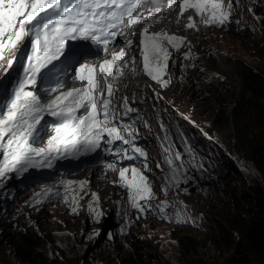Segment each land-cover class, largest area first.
<instances>
[{"label": "rangeland", "instance_id": "1", "mask_svg": "<svg viewBox=\"0 0 264 264\" xmlns=\"http://www.w3.org/2000/svg\"><path fill=\"white\" fill-rule=\"evenodd\" d=\"M262 16L264 19V13ZM262 29L250 30L251 35H244L245 28L241 26L230 31L223 26L204 25L196 31L189 58L182 52L173 57L172 83L161 87L166 96L164 104L154 96L147 101L152 125L157 119H169V122L166 133L159 130L160 135L152 137L150 165L156 179L154 203L157 206L147 217L141 215L138 225L125 229L127 215L117 218L113 212L97 217L88 207L87 199L91 200V196H84V192H80L75 203L64 202L41 209L30 208L33 203L27 202L33 191L21 193L14 202L5 205L9 195L4 193L6 181L10 185L14 180L8 175L0 177V217L8 218L10 214L21 227H31L42 242L45 264H122L127 248L132 246L152 254L155 264H162L164 260L180 264L174 232L176 236L190 234L200 239L195 257L203 264H227L228 258L239 249L251 264H260L247 239L250 211L254 209L250 185L257 170L245 160L243 142L247 137H259L261 131L249 117L234 113L233 108L240 93L236 63L242 60L259 65L260 47L264 42ZM11 77L0 84V92L7 88ZM142 82L134 80L133 91H141ZM175 106L197 118L209 129V135L188 137L182 133L183 124H180L176 137L171 122L182 121ZM214 118L221 121L220 128L213 124ZM143 125L149 127L145 122ZM165 148L173 157L179 152L181 161L176 163H183L178 176L180 186L170 187L166 195L162 189L170 169L165 163L169 154ZM157 163L162 165L163 172L156 167ZM185 178L187 183L183 182ZM185 188L187 193L183 191ZM164 201L169 205L164 209L167 218H162L160 210ZM178 219L184 222L178 223ZM95 233L99 235L88 238ZM0 264L34 263L21 260L0 232Z\"/></svg>", "mask_w": 264, "mask_h": 264}, {"label": "snow or ice", "instance_id": "2", "mask_svg": "<svg viewBox=\"0 0 264 264\" xmlns=\"http://www.w3.org/2000/svg\"><path fill=\"white\" fill-rule=\"evenodd\" d=\"M139 3L140 0H0V70L5 75L10 72L14 60L6 59V56L11 57L25 43L31 49L22 75L13 84L8 103L0 107V177L9 172L23 175L32 168H51L53 161L61 153L73 156L89 154L99 149L102 144L109 154L120 160L141 159L144 171H151L148 168L146 152L134 143L135 130L128 131L131 125H126L122 132L120 122L115 119V111L111 108L114 92L112 83L107 84V95L103 87L109 77L121 75L122 67L127 66V62L121 65L118 61L123 60L127 49L133 44L132 40L127 41L119 53H114L112 59L105 60L99 66L100 79H97L94 67L80 62L79 54L71 53L72 60L78 64L76 75L80 80L87 81V86L83 89L73 88L61 93L48 104L42 103L40 97L30 90L37 84L38 79L44 78L45 73L42 70L52 74L54 61L61 57L68 59L65 46L70 41H89L100 52L106 53L109 45L116 43L121 25L126 22L128 25L139 22V16L133 17ZM172 4L173 0H169L168 7L171 8ZM189 8L195 10L204 25L222 26L230 22L233 0H228L227 4L223 0H182L180 14L183 15ZM188 20L186 27L194 28V18L189 16ZM185 39L166 32L149 34V30L144 29L140 41L144 74L162 87H167L171 82V74L166 71L171 58L169 47L179 51ZM189 56L190 53L185 54L186 59ZM135 59L132 57L133 64ZM61 86L57 84V88ZM97 89L99 94L94 95ZM123 107L124 116L139 111L129 105L127 97L123 99ZM45 115L55 118L56 122L49 126L54 134L49 138L47 148H35L33 145L38 142L37 133ZM117 141L130 145L137 155H129L128 148H121L116 144ZM165 152L169 153L165 157V163L170 169L162 189L166 195L170 187L180 186L181 180L178 176L183 163H176L181 161L179 152L174 157L169 149L165 148ZM156 167L161 172L164 171L161 164L157 163ZM107 168L115 171L116 165L109 163ZM130 168L132 178L129 180L125 174ZM130 168L122 167L119 171L120 179L124 181L122 186L129 189L127 199L132 207L145 213L151 210L148 200L156 194L152 191L153 185L149 176L144 174L141 167L132 165ZM183 182L187 183V178ZM62 183L79 184L83 190L87 182L68 180ZM183 191L187 193L188 190L185 188ZM91 195L98 204V194ZM141 201L144 203L141 204ZM179 203L183 205L182 201ZM167 206V201L160 205L162 218H167L164 212ZM88 207L90 211L93 210L91 203ZM72 211L75 212L76 209L72 208ZM95 214L99 217L103 210ZM177 222L184 221L178 219ZM98 235L99 233H95L88 238L93 239Z\"/></svg>", "mask_w": 264, "mask_h": 264}, {"label": "clouds", "instance_id": "3", "mask_svg": "<svg viewBox=\"0 0 264 264\" xmlns=\"http://www.w3.org/2000/svg\"><path fill=\"white\" fill-rule=\"evenodd\" d=\"M223 2L227 4L228 0H223ZM168 3L169 0H155L152 3V5L158 4L159 6L157 7L162 8L159 16H161L163 20L162 22H160L158 30H156V32L157 33L166 32L169 35H176L179 37L186 38L183 45L179 48V51L173 50L169 47V51L171 52V58L168 60V68L166 71L171 74V78H172L173 57L179 55L181 52L184 55L186 53H190L189 51L191 49L190 45L193 42V38H195L196 31L202 28L204 24L201 23L199 15L196 12H193L191 13L190 16L194 18L193 22L195 23L196 26L194 28H187L186 25L189 23L188 20L189 15L188 16L185 15L184 19L180 20L178 10L175 12L174 15H172L174 11L168 10ZM263 6H264V0H233V9L229 16L230 22H227L222 26L228 30H230V28L235 29V26L236 27L241 26L245 28V30H248L249 32L250 30L256 31L261 27L263 28L264 27V21H263L264 19L262 16V13H264ZM249 15L250 18H248ZM176 20L181 22V24L177 23ZM235 21H240V23H235ZM250 25H253L254 28H250ZM134 36H136L138 42L137 45L138 48L141 49V45H140L141 29L136 30ZM85 44L86 43H84L83 41L75 42L72 46V49L69 50L68 52L79 51L82 49L85 50L86 48ZM121 49H123V44L118 45L114 49V52L119 53ZM135 49H134L135 53L139 54L138 50ZM29 51L31 52L30 45L28 43H25L23 46H21V48H18L11 57H6V59L14 60V63L12 69L7 75H5L3 71L0 74V84H3L9 76H12L11 79L9 80L10 82L7 85V88L2 92H0V107H2L4 104H6L9 101L13 84L17 79L20 78V76L22 75V70L26 66L27 63L26 58L28 55H30ZM134 51L132 52V50H130V52H128L127 54H133ZM136 61L138 62V66L134 71L128 69L125 70V77L130 81L124 83L123 92L122 91L118 92L116 94V97L118 100H122L123 95L125 94L135 96V98H133L130 102L134 105V108L139 110L138 112H142V116L139 118V124L137 121L136 125L133 128V130H135L134 143L136 146L140 147L142 150L146 152L148 168L151 169V171L150 172L144 171L142 167L141 159L120 160L117 156L109 154L105 146L100 147L98 150H96L93 153L90 154L80 153L71 157L70 159H62L60 155L53 161V166L51 168L49 167L44 169L32 168L23 175H17L16 173H12V172L7 173L6 175L10 176V178L13 177L14 180L11 181L10 185H9V180L6 181L4 193H9V195L7 199L4 200L5 205L6 204L8 205L10 202H14L17 199V196L19 197V194L23 193L26 195L28 194V192L33 191V193H31V195L29 196L27 202L33 203V205L30 206V208L41 209L44 207L53 206L55 204H62L64 202L75 203L80 198L81 195L80 192H84L85 193L84 196H88V195L91 196V200L87 199V201H88V205L90 203L93 205V210L95 211L94 213L100 210H103V213H106L105 215H107V212L108 213L113 212L115 217L117 218H120L122 215H127V220L125 222V229H129L135 225H138V223L141 222L142 219L141 215H143V217H147L148 213L157 206V203H154L156 197L148 200L147 202L151 208L150 211L141 213L137 208L132 207L131 202L127 199L129 195V189L122 186L124 181H121L119 176V171L122 167H125L130 162H131V166L135 165L137 167H141V170L144 171V174L149 176V180L152 182L153 185L152 191L154 192V185L156 183V179L150 165V156L152 152V137H154V135H160L161 132L166 133L167 130L166 125L168 124L169 119L168 121L157 119L154 125L151 124L150 113L147 111L148 99L154 96V98L157 99L158 101L160 98L161 102L163 101L164 104V101L166 100V96L163 93V90L161 89L162 86L156 81L150 79V77H148L146 74H144L142 57L136 58ZM128 65L129 63L127 62V66ZM136 72H140V73L136 77H133V75ZM162 79H166V77H162ZM134 80L143 81L139 86L141 91L138 92L133 91L132 82ZM172 80L173 78L171 79L170 84L172 83ZM73 86L74 83H69L68 85L65 86L64 89ZM30 90L34 91L35 94L38 97H40L42 103L44 104L50 103L51 101L55 100L54 99L55 97L59 96L56 95V93H52L53 95L48 94V92L50 91L46 86L43 87V79H38L37 84L32 86ZM98 90L99 89H97L94 92V95L99 94ZM148 92H151L152 95L149 94ZM171 103L172 102H169L170 105ZM175 109L181 115V118L179 120L182 121L180 123L171 122V127H173V132L175 135L177 132V128L180 124H183L181 128L182 133L184 135L185 134L188 135V137L198 136L205 138L206 135L207 136L209 135L210 133L209 129H207L206 126L199 123L197 121V118L193 117L192 114L179 109L177 106H175ZM167 110H169V108ZM157 115H161V114H157ZM52 118L53 117L49 115H45L44 120L41 122V125L39 126V131L37 133L38 142L35 143L36 146L48 142L50 138L48 137V135H50V132L48 133L47 130L49 129V124H53L54 122L51 121L48 122V124L45 122H47L49 119ZM143 122L147 123L149 127L144 126ZM173 142L174 139H172V144ZM116 144L119 145L121 148H128L129 155H137L132 151V147L130 145H123L119 141H117ZM162 145L164 144L162 143ZM103 163L106 164L105 168L107 170L104 169ZM109 163H114L116 165L115 171L107 168V165ZM83 172H86L87 175L80 177L78 174H83ZM125 176L129 180L132 178L131 168L129 172L125 174ZM68 180L75 182L86 181L87 183L84 185L83 190H81L79 184L65 185L64 183H62V181H68ZM106 189H108V191ZM93 193L98 194L99 197L98 204L92 198L91 194ZM83 197H81V200L84 201ZM140 203L143 204L144 202L141 201ZM0 206L2 207L1 202H0ZM3 208L5 210L7 209V207H3ZM106 217H109V215ZM137 217H139V219H137ZM162 224L166 225L168 223L162 222ZM174 233L176 238L179 237L178 235L176 236V232ZM178 259H179V253H178Z\"/></svg>", "mask_w": 264, "mask_h": 264}, {"label": "trees", "instance_id": "4", "mask_svg": "<svg viewBox=\"0 0 264 264\" xmlns=\"http://www.w3.org/2000/svg\"><path fill=\"white\" fill-rule=\"evenodd\" d=\"M230 30L235 31L234 28ZM242 34L251 35V32L245 30ZM259 57L258 66L242 60L236 63L240 93L233 112L249 117L261 131L259 137H247L243 146L245 160L257 170L250 185L254 209L250 211L247 239L249 245L256 251L260 264H264V42L260 47ZM213 123L218 128L222 124L215 118ZM0 232L21 260L34 264H45V256L41 250L42 242L31 227H21L18 221L9 214L8 218L0 217ZM177 240L181 264H203L201 259L195 257V252L201 243L200 239L190 234H183L177 237ZM240 253V249L235 251L228 258L227 264H251L248 256ZM155 259L152 254L132 246L127 248L122 264H155ZM162 264L173 263L164 260Z\"/></svg>", "mask_w": 264, "mask_h": 264}, {"label": "bare ground", "instance_id": "5", "mask_svg": "<svg viewBox=\"0 0 264 264\" xmlns=\"http://www.w3.org/2000/svg\"><path fill=\"white\" fill-rule=\"evenodd\" d=\"M177 137V136H176ZM160 234V233H159Z\"/></svg>", "mask_w": 264, "mask_h": 264}]
</instances>
